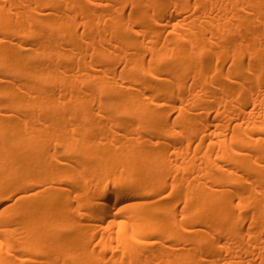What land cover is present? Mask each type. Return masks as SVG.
<instances>
[{
	"label": "bare ground",
	"instance_id": "obj_1",
	"mask_svg": "<svg viewBox=\"0 0 264 264\" xmlns=\"http://www.w3.org/2000/svg\"><path fill=\"white\" fill-rule=\"evenodd\" d=\"M0 264H264V0H0Z\"/></svg>",
	"mask_w": 264,
	"mask_h": 264
}]
</instances>
